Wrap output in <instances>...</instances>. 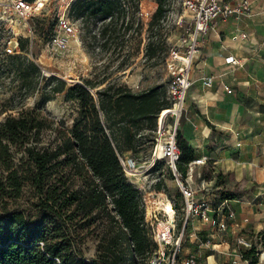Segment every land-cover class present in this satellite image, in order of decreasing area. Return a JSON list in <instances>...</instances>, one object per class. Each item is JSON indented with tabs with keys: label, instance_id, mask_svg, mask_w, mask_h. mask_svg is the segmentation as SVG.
Returning <instances> with one entry per match:
<instances>
[{
	"label": "trees",
	"instance_id": "obj_1",
	"mask_svg": "<svg viewBox=\"0 0 264 264\" xmlns=\"http://www.w3.org/2000/svg\"><path fill=\"white\" fill-rule=\"evenodd\" d=\"M167 1L156 0L147 28L144 56L154 66L167 59L163 54L167 41L161 33ZM140 2L75 0L71 15L90 31L87 36L98 38L106 47L122 25L129 29L135 22L134 16L127 18V3L139 9ZM137 25H142L140 19ZM53 28L54 24L47 31L48 41ZM18 43V52L7 53L6 64L3 61L0 70L13 74L22 100L36 91L40 98L18 113L8 112L0 121V197L19 198L25 182L30 180L39 201L34 215L19 206L8 207L4 201L0 212V264H141V257L151 264L158 245L146 222L142 191L126 176L119 155L140 151L143 129L157 130L160 112L171 106L167 83L139 91L108 78L69 84L56 75L44 76L41 66L28 54L29 37L20 36ZM58 93H64L65 101L74 104L77 115L71 127L62 125L58 129L55 144L45 145L43 132L55 124L45 112V105ZM9 109L14 108L0 106V114ZM182 123L181 117L177 143L181 152L179 167L185 175L195 150L183 134ZM18 152L22 153L19 162ZM61 168H70L83 184L77 188L66 181L51 184ZM237 195L224 189L218 199L229 200ZM175 206L179 207L177 203ZM102 216L108 221L105 233L95 256H87L73 222L80 217L86 221L80 222L83 226ZM239 251L251 264L257 263L255 245L240 246Z\"/></svg>",
	"mask_w": 264,
	"mask_h": 264
},
{
	"label": "crops",
	"instance_id": "obj_2",
	"mask_svg": "<svg viewBox=\"0 0 264 264\" xmlns=\"http://www.w3.org/2000/svg\"><path fill=\"white\" fill-rule=\"evenodd\" d=\"M229 56L237 62L228 61ZM207 75L215 76L212 86L202 82ZM182 122L183 134L195 150L194 160H204L191 165L198 195L207 193L199 188L202 179L217 197L224 187L238 194L228 200L234 219L227 218L228 210L217 209L221 202L217 198L215 223L192 221L191 239L197 242L206 234V238L215 235L211 250L204 252L200 243L195 255L200 264L248 261L235 240L248 230H264V0H250L246 15L214 21L201 42ZM223 220L226 228L219 230Z\"/></svg>",
	"mask_w": 264,
	"mask_h": 264
},
{
	"label": "rangeland",
	"instance_id": "obj_3",
	"mask_svg": "<svg viewBox=\"0 0 264 264\" xmlns=\"http://www.w3.org/2000/svg\"><path fill=\"white\" fill-rule=\"evenodd\" d=\"M74 1L75 0H41L40 2H44V6L39 13L29 20L34 31L33 34H31L24 22L9 8L10 0H0V66L2 62L6 60L8 53L6 48L9 46V42L18 39L20 36H24L30 38L29 56L41 66L43 74L44 72L48 74H44L46 77L56 75L67 80L69 84L83 82V80L87 78L98 81L103 80V78H108V81L111 80L128 84L135 90H141L155 84L168 82L169 77L166 68L167 59L170 58L174 52L184 48L185 27L183 19L187 16L185 6L186 0L167 1L168 11L161 23V33L167 41V45L163 48V54H166L167 59L155 66L145 59L144 54L148 36L147 28L157 6L156 0H141L139 9H136L135 5L127 3V18L129 19L134 16L135 22L129 29H125V26L122 25L118 34L116 33L113 37L109 38L110 42L106 47L101 45L103 41L100 42L98 38L93 39L90 35L87 36L88 33L86 32L90 31L83 28L81 22L72 17L71 7ZM59 16L70 17L75 22L77 28V32L70 46L68 49L62 51L53 50L48 45L49 38L46 37L47 31L53 24L54 28L49 35L52 36L55 33ZM138 19L141 20L142 25H137ZM91 29H96L93 24L91 25ZM44 30L46 31L44 32ZM86 36L88 40L84 41V37ZM17 85L18 82L14 81L12 73L0 70V106L8 105L14 108L0 114V121L4 119L8 112L18 113V110L33 106L40 98V93L36 91L27 99L22 100L19 96ZM64 95V93L56 94V96L45 105V112L49 118L55 121V124L52 128L46 129L43 132L42 144H55V138L59 133L58 129H60L62 125L71 127L73 124L77 112L72 102L65 101ZM59 122H61V125ZM141 133L143 134L141 138L144 143L142 146L138 147L140 151H131L129 153L130 155L126 156H132L137 161L142 171V179L140 182L143 185V191H146L148 199L154 201L160 196L159 192L164 191L178 204L179 207H177L176 216L177 229L182 230V199L180 196L177 198L179 189L170 173L167 172V163L162 159L156 166H150L151 153L155 145V131L143 129ZM149 138H152L153 141H149ZM21 155V152L17 153V162H19L18 157ZM162 172L164 174H162ZM52 178L51 184L57 183L60 185L63 181H66L72 188H77L83 184L80 176L70 170V168L64 170H62V168L59 169ZM159 183H161L160 188L158 187ZM224 189L229 190L230 188L224 187L223 190ZM4 201L8 202V207L19 206L29 210L32 215L36 214L38 211L37 204L39 199L37 190L30 180L25 182V186L19 198L0 197V212L2 211ZM82 221L86 222L79 217L73 222L76 234L80 239L85 254L87 256H95L99 240L105 233L108 223L107 218L102 216L95 222L81 226L80 222ZM192 225L193 223L190 221L185 228L184 251L181 257L189 253L197 255L199 250L197 246L207 239V234L197 242V239H191L189 234L191 229H194ZM246 234L242 236L257 248L256 255L258 261L255 264H264V230L261 232H252L248 230ZM228 238L230 237H226L227 240ZM203 248L205 249L204 252L211 250V246L208 247L205 245ZM140 262L141 264H148V258L145 257L143 259L141 257ZM235 264L251 263L248 260L238 261Z\"/></svg>",
	"mask_w": 264,
	"mask_h": 264
},
{
	"label": "built area",
	"instance_id": "obj_4",
	"mask_svg": "<svg viewBox=\"0 0 264 264\" xmlns=\"http://www.w3.org/2000/svg\"><path fill=\"white\" fill-rule=\"evenodd\" d=\"M44 2L36 0H10L9 8L15 15L24 22L28 31L33 34V27L29 20L41 11ZM185 6L187 16L183 19L185 27L184 48L173 53L167 59L166 68L169 80L167 82L168 99L171 102L169 108L163 109L158 117V128L155 131V145L151 153L150 166H156L162 159L167 163L168 173L177 184L182 198L183 227L177 229V208L174 200L164 191L159 192V197L152 201L147 198L146 191H143L142 171L137 161L132 156L119 155L120 162L126 176L134 183L143 194V202L146 213V222L151 229V236L157 243L158 248L150 258L151 264H200L195 254H186L181 257L184 251L183 243L185 228L190 221L195 219L203 224L215 223L213 212L216 209L217 196L213 192L212 185L201 180L199 188L207 192L205 196H199L200 189L196 187L193 180L192 163H202L203 159H196L188 164L189 169L184 175L180 170V149L177 143V131L180 119L184 113L185 102L191 85L193 84V71L195 61L201 48V42L214 27L217 18L240 17L250 11V0H186ZM77 32L75 22L68 16H59L55 33L48 41V45L56 51L68 49L73 37ZM18 39L11 40L6 48L8 53L18 52ZM228 61L237 62L233 56ZM45 75H48L44 72ZM215 76L207 75L202 78L205 86H212ZM230 93L232 89L225 87ZM162 174H164L162 172ZM171 209V212L169 211ZM217 209L227 211V218L234 219L235 212L230 207L228 200H221ZM226 219V217H224ZM219 230L226 228V223L221 222ZM215 235L210 234L202 245L212 246ZM237 245L251 247L252 244L243 236L236 238Z\"/></svg>",
	"mask_w": 264,
	"mask_h": 264
},
{
	"label": "bare ground",
	"instance_id": "obj_5",
	"mask_svg": "<svg viewBox=\"0 0 264 264\" xmlns=\"http://www.w3.org/2000/svg\"><path fill=\"white\" fill-rule=\"evenodd\" d=\"M39 1H41V0H39ZM169 211L171 212V209H169Z\"/></svg>",
	"mask_w": 264,
	"mask_h": 264
}]
</instances>
